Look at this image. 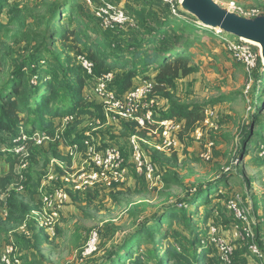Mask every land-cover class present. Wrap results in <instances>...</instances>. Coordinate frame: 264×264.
<instances>
[{
	"label": "rangeland",
	"instance_id": "374dc122",
	"mask_svg": "<svg viewBox=\"0 0 264 264\" xmlns=\"http://www.w3.org/2000/svg\"><path fill=\"white\" fill-rule=\"evenodd\" d=\"M47 1L54 0H8L6 9L14 8L18 12L21 11L28 20L24 27H9L11 32L7 36L16 37L15 41L10 39L6 41L4 35H0V41L4 42L7 48L4 54H0V80L3 72L8 73L15 60H19L21 56L28 57L32 52L34 34L39 30L38 24H41L39 19L46 14ZM92 1L94 5H100L105 1L122 6L134 22L125 31L141 30L139 18L143 11L148 12L151 17L159 15L157 12L163 14L168 11L159 0ZM214 2L240 17L250 19L247 14L251 11H256L258 17H264V0H214ZM79 3L91 13V20L88 21L92 28L90 36L95 39V35L99 34L103 40L115 42L116 37H112L108 30L103 29L101 24L94 20L92 7L86 1L83 3L79 0ZM178 7L182 21L173 20L172 24L193 29L191 34L189 31L186 36H192L195 42L191 52L194 56L193 63L199 71L185 81L177 80L171 92L172 101L211 106L209 124H204L200 128L204 140L200 143L190 137L185 138L183 142L179 139L180 147L178 146L177 150L163 152L156 148L159 137L155 134L147 136L149 140L145 144L146 150L154 159L162 176L155 185L147 183L130 168L128 179L120 189L111 191L97 188L83 193L69 190V185L61 183V177L72 168H79L88 158L84 151L77 152L74 156L67 154V146L73 137L81 136L95 144L99 138H105L109 144L123 146L128 152L132 134L131 131L123 129L131 126L129 121L117 119L112 123H106L100 101L94 95L95 81L88 78L84 95L88 106L96 109L94 115L82 116L77 122L65 128L60 118L57 119V129L61 136L59 140L50 138L40 145L30 144L26 146L27 156H21L14 161L15 172L21 174V178L11 184H5L0 189V250L7 244H15L21 264H100L106 259L113 258L114 252L126 242H130L145 222L161 215L166 208L180 206L185 202L182 208L189 213L198 210V214L192 218L194 226L198 229L195 234H198L202 241L206 239L212 246L207 264H219L221 253L216 242H213L217 237H223L232 243L234 264H246V256H251L249 252L244 253V250L249 248L252 240L236 236L238 232L233 228L236 225V216L226 209L229 200H239L241 206L246 209L247 220H242L244 222L237 220L240 223L239 233L242 230L246 234L245 229L249 230V222L254 229L255 240L258 239L259 233L261 234L258 244L261 246L263 243L264 250V159L253 149L255 142L264 143V130L261 138L251 142V137L247 135L249 129L255 128L258 131L261 128L258 121L254 120L255 112L260 106L264 126V60L260 57L256 68L248 71L241 61L228 53L225 41L215 37L213 30L198 29L196 27L198 19L195 15L181 2ZM7 10L2 15L4 22L8 19ZM174 28L175 26L171 27L170 31ZM259 48L257 46L258 50ZM52 52L66 54L61 56V60L66 56H72L73 65L78 67L76 56L79 52L73 49L70 43L57 42L53 44ZM113 87L116 88L115 84ZM222 98L229 100L212 105V102ZM158 100L159 114L164 116L169 111L170 102L161 98ZM212 140L215 142L213 156L211 160L205 161L201 155L205 144ZM19 144L12 140L8 142L1 136L0 154L7 156L14 154L12 150L15 147L18 149ZM2 148L11 151L3 152ZM9 170L8 163L0 159V179L7 176ZM49 174H54L55 178H58L57 183L48 180ZM221 177L226 179L218 185V193L209 197L212 203L218 199L221 206L215 207L210 217L205 214L204 205L189 206L187 200L192 193L206 184L219 182ZM57 188L68 191L70 200L61 215L56 234L50 236L40 230L29 216L41 208V195L49 194ZM33 193L35 198L31 195ZM6 212L8 216H5ZM212 228L216 230L215 235L206 238ZM176 229L182 232L178 221H175L169 233ZM94 231L99 234L97 251L84 257L82 252ZM139 250L151 252L152 247L143 243ZM252 260L251 258L250 261L253 262ZM0 264H3L1 256Z\"/></svg>",
	"mask_w": 264,
	"mask_h": 264
},
{
	"label": "trees",
	"instance_id": "16d2710c",
	"mask_svg": "<svg viewBox=\"0 0 264 264\" xmlns=\"http://www.w3.org/2000/svg\"><path fill=\"white\" fill-rule=\"evenodd\" d=\"M81 1L85 3L83 0ZM159 1L168 8L166 13L157 12L159 15L151 17L148 12L143 11L139 18L140 31L108 30L112 37H116L115 42H110L109 39L103 40L99 34L95 35V39L90 36L92 28L88 21L91 20V13L83 4L79 3V0L47 1L45 3L46 14L39 19L41 24H38L39 30L34 34L32 52L28 57L21 56L19 60H15L8 73H2L3 77L0 80V132L7 133L12 141L24 137L25 141L21 140L18 143L29 146L35 144L34 138L38 132L57 140L56 120L59 118L74 115L75 122H77L82 116L94 115L96 109L88 106L84 95L88 78L93 80L94 78L86 74L78 61L79 56H85L95 66V77L105 72L115 74L116 88L114 89L121 94L136 87L142 80H152L154 98L156 95L157 100L161 98L170 102L168 113L161 117L159 114L157 119L165 117L178 120L182 123L178 134L180 141L183 142L187 137L193 140L194 132L204 125L205 111L211 106L174 102L171 93L177 80L188 78L199 71V68L193 63L194 56L191 52L195 42L192 36H186L189 31L191 34L193 29L172 24L173 20L182 21V17L174 16L171 7L162 0ZM7 5L8 0H0V35H4L6 41L9 39L15 41L16 37L7 36L11 32L9 27H24L28 18L23 12H18L14 8L7 10ZM6 10L8 19L4 22L2 15ZM94 20L99 22L95 17ZM197 24L198 29L213 30L212 33L215 37H220L223 42L225 41L227 51L226 40L238 39L223 31L217 33L214 28L203 26L199 21ZM174 26L175 28L170 31V28ZM57 42L70 43L72 48L79 52L76 56L78 67L73 65L72 56H66L64 60H61V56L66 54L52 52V46ZM6 50L5 43L0 41V54H4ZM228 53L238 60L230 51ZM150 73L154 74V78H151ZM228 100V98L215 100L212 105ZM100 108L104 115L102 106ZM261 109L260 106L255 112L256 118L254 119L258 121L261 128L258 131L255 128L249 129L247 135L251 137L250 142L262 137L264 126L261 120ZM123 129L131 131L130 138L134 135L146 137L148 133V130L138 129L134 123ZM85 140L86 138L75 136L69 143L71 145L78 144L80 150H83ZM208 142H213L215 148L213 140ZM262 148H264V143L255 142L253 149L258 151L260 156ZM145 151L147 152L146 147ZM2 155L4 154H0V156ZM21 156L14 152L5 158L10 170L7 176L0 179V189L5 184H11L21 178V174L15 172L14 166V161L16 162ZM261 158L264 159V156ZM151 160L155 163L153 158ZM225 179L221 177L219 182L206 184L196 190L187 200L189 206L204 205L205 214L210 217L213 209L221 206V202L217 199L212 203L209 197L218 193V185ZM31 195L35 198L34 193ZM184 205L185 202L180 206H170L161 215L145 222L130 242H126L118 251L114 252L113 258L106 259L100 264H207V257L212 253V246L206 242V239L202 241L201 238H198V234H195L198 229L194 226L192 218L198 214V210L189 213L185 208H182ZM240 207L243 208L241 204ZM41 208L36 211H40ZM175 221L179 222L182 232L176 229L170 234L169 230L173 228ZM236 224L240 223L236 220ZM164 227H166L165 230ZM209 236L208 231L206 238ZM260 238L261 234L259 233L258 239L255 240L254 233V241L264 256L263 243L261 246L258 244ZM143 243L149 244L152 251L139 250ZM2 250L3 248L0 250V256ZM246 252H249L251 256H246V260L252 258L254 263L259 262L248 247L244 250V253ZM218 262L222 264L220 259ZM260 262L262 261L260 260ZM262 264H264V260Z\"/></svg>",
	"mask_w": 264,
	"mask_h": 264
},
{
	"label": "built area",
	"instance_id": "2783aa9c",
	"mask_svg": "<svg viewBox=\"0 0 264 264\" xmlns=\"http://www.w3.org/2000/svg\"><path fill=\"white\" fill-rule=\"evenodd\" d=\"M92 7L94 17L99 21L101 27L105 30H126L130 25H133V20L128 15L127 11L120 5L112 4L103 1L100 5H94L92 0H84ZM165 4L171 7L174 16L182 17L179 13L178 4L182 0H162ZM250 18L259 16L256 11H251L247 14ZM200 23V22H199ZM201 24V23H200ZM217 33L222 32L219 28H214ZM226 46L233 56L243 62L248 71H252L261 57V50L257 49V45L251 41L238 38L237 40H226ZM78 61L85 70L86 74L94 78L95 88L94 95L100 101L103 108L106 123H112L114 120H126L136 124L138 129L148 130L146 137L155 134L159 137V143L156 148L159 151L170 152L177 150L180 147L179 131L182 123L176 119L160 118L158 108L160 107L159 100L154 98V84L152 80H142L139 84L124 94L119 93L114 89L115 74L113 72H105L100 76L95 77V66L85 56H79ZM211 110L205 111L206 120L204 124H209V115ZM74 115H66L60 118L62 126L65 128L75 122ZM118 120V121H119ZM60 134L57 129V140L60 139ZM134 135L129 140L128 152L123 146L105 145L98 147L94 142L86 139L83 143V150H80L78 144L67 146V154L74 156L77 152L84 151L88 158L79 168H72L61 177V183L68 186V189L74 192L83 193L87 190L104 188L113 190V188L122 186L128 179L130 168L140 177H143L147 183L155 185L161 180L159 168L152 162L151 158L145 151L144 145L148 142V138ZM194 140L202 142L204 139L203 131L197 129L193 134ZM25 141V138H20L16 142ZM50 140L49 136L43 133H37L34 138V143L40 145L44 141ZM213 142H207L204 146V152L201 155L202 159L209 161L213 155ZM261 156H264V148H262ZM16 154H21L23 157L26 154V145L19 144V148H13ZM27 165V163H26ZM48 180L51 182L58 181L54 174H49ZM42 208L40 211L33 212L29 218L37 225V227L46 234L52 236L56 234L57 225L60 221L63 209L70 200L68 191L64 188H57L49 194L41 195ZM227 209L236 216L238 221H246V209L240 207L239 200H230L227 203ZM246 215V216H244ZM7 216V212L5 213ZM242 221V222H244ZM249 224V230L245 229L246 234L239 233L240 224H236L233 228L236 236L242 239L252 240L249 246L251 254L259 261L256 264H262L264 260L263 253L258 248L254 241V231ZM26 226H24L25 228ZM26 229V228H25ZM216 230H209L210 236L215 235ZM217 237V236H216ZM216 242L219 252L221 253L222 264H234L232 262L233 246L228 240L223 237L213 240ZM99 234L97 231L91 233L89 240L82 252V255H93L98 248ZM260 260L262 262H260ZM1 262L3 264H21L17 257V248L13 243L4 246L1 253Z\"/></svg>",
	"mask_w": 264,
	"mask_h": 264
},
{
	"label": "water",
	"instance_id": "95a60500",
	"mask_svg": "<svg viewBox=\"0 0 264 264\" xmlns=\"http://www.w3.org/2000/svg\"><path fill=\"white\" fill-rule=\"evenodd\" d=\"M185 6L198 21L209 28L249 40L261 49L264 60V17L244 18L224 10L214 0H183Z\"/></svg>",
	"mask_w": 264,
	"mask_h": 264
},
{
	"label": "crops",
	"instance_id": "0c3cea01",
	"mask_svg": "<svg viewBox=\"0 0 264 264\" xmlns=\"http://www.w3.org/2000/svg\"><path fill=\"white\" fill-rule=\"evenodd\" d=\"M150 76H151V78H154V74L153 73H150ZM140 77V76H139ZM184 80H181V81H185L187 78H183ZM140 81V80H139ZM162 115H160L159 117H161ZM3 137L5 140H8V142L10 141V140H12V138H10V137H8V135H7V133H4V132H2L1 134H0V137ZM108 139H102V138H99L98 140H96L97 142H96V144L99 146V147H101V146H104V145H115V144H109V142L107 141ZM120 142H121V139L119 140ZM117 144V143H116ZM1 149V148H0ZM2 150H3V148H2ZM4 151H7V152H10L11 150H9V149H6V150H3V152ZM7 157V155L6 154H4V155H2V156H0V159H2L3 161H5V158ZM120 187L121 186H119V187H117L116 189H120ZM115 189V190H116ZM64 210H66V207L63 209V211ZM63 213V212H62ZM247 259V258H246ZM246 262H247V264H253V262H251L250 260H246Z\"/></svg>",
	"mask_w": 264,
	"mask_h": 264
}]
</instances>
